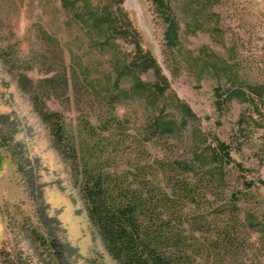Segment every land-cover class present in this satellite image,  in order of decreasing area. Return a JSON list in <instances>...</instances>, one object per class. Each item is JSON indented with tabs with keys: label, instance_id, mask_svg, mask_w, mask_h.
<instances>
[{
	"label": "rangeland",
	"instance_id": "1",
	"mask_svg": "<svg viewBox=\"0 0 264 264\" xmlns=\"http://www.w3.org/2000/svg\"><path fill=\"white\" fill-rule=\"evenodd\" d=\"M169 1L179 23V40L172 48L164 45L162 25L149 0H123L142 45L169 81L163 103L178 106L176 95L194 113L184 124L177 113L171 134L147 139L150 112L142 100L119 96L112 109L85 86L81 68L91 69L89 78L102 84L108 58L67 19L60 0H0V250L10 252L0 251V264H118L88 219L79 192L87 159L130 173L144 168L146 176L156 169V180L167 192L184 180L193 181L197 206L191 207L190 199L180 204L199 219L212 221L234 193L241 219L252 214V222L264 226V0ZM49 35L57 38L60 51L47 42ZM120 46L129 48L125 42ZM60 58L69 86L52 91L45 103L63 116L76 153L56 147L30 93L18 81L22 72L36 81L46 75L47 66H58ZM256 86H263L259 97L250 89ZM110 112L118 119L105 128ZM92 126L94 138L87 131ZM214 136L228 144L240 165L210 159L206 146L214 144ZM155 159L170 166L167 175ZM183 162L191 164L188 173ZM206 168L214 175L205 173ZM246 221L238 260L264 264V236ZM32 229L55 237L57 247L39 241ZM202 234L197 231L199 240ZM54 252L60 253L58 259L52 258ZM216 256L214 252L208 261L217 262Z\"/></svg>",
	"mask_w": 264,
	"mask_h": 264
},
{
	"label": "trees",
	"instance_id": "2",
	"mask_svg": "<svg viewBox=\"0 0 264 264\" xmlns=\"http://www.w3.org/2000/svg\"><path fill=\"white\" fill-rule=\"evenodd\" d=\"M149 1L152 11L161 22L164 45L174 47L179 40V23L170 1ZM60 7L95 50L108 58L109 71L105 73L102 84H96L94 78H89L91 69L81 68L87 83L85 86L97 97L106 99L112 109L119 96L142 100L150 112L144 129L147 139L157 134H171L175 128L174 115L177 113L181 124L185 123L186 116L194 115L191 108L176 95L174 99L178 101V106L167 108V104L163 103L169 81L154 55L142 45L141 34L123 7V0H60ZM47 42L60 51L61 45L56 37L47 36ZM121 42L127 43L129 48L122 49ZM60 60L58 66H47L44 70L46 75L36 81L24 72L19 74L18 81L30 93L33 106L48 125L56 147L62 153H76L74 136L67 130L63 116L45 103V98L51 97L53 92L68 89L67 68L62 58ZM147 72L150 77L143 78L142 74ZM250 89L259 97L263 86ZM231 96L232 91L226 95L227 98ZM109 116L106 123H103L105 128H108L107 123L112 119H118L112 112ZM87 131L88 136L94 138V127H87ZM96 141L93 139L92 143ZM206 147L210 159L240 165L230 155L228 144L216 136L214 144H207ZM193 155L198 159L196 153ZM203 159L200 158L199 162L203 163ZM154 164L160 165L163 175H167L171 169L170 166H163L164 163L158 159H155ZM182 164L188 173L191 164ZM151 166L148 165V168ZM82 167L79 192L88 219L118 264H245L238 260L237 252H242L245 241L241 236L242 221L245 223L247 220L249 226H255L264 236V226L254 224L252 214L246 215V220L241 219L234 193L230 194L231 199L228 198L230 204L227 208L215 213L211 216L212 221H208L206 216L199 219L191 212L182 210V200L190 199V206H197L193 199V181L184 180L167 192L156 180V169L154 173L150 171L151 176H146L144 168L138 170L141 173H130L128 169H105L102 162L96 159L84 160ZM204 171L210 176L214 175L209 168ZM259 181L262 182L261 179ZM197 231L203 233L200 240ZM31 232L39 241L57 247L55 237L46 238L37 229ZM0 251L10 254L5 248ZM214 252L218 255L215 259L219 260L210 263L208 258ZM59 256L58 252L52 254L53 259ZM221 256L225 257L224 260H220ZM226 257L229 260L226 261ZM255 264H260V261Z\"/></svg>",
	"mask_w": 264,
	"mask_h": 264
}]
</instances>
